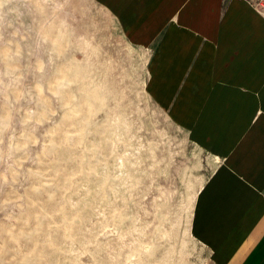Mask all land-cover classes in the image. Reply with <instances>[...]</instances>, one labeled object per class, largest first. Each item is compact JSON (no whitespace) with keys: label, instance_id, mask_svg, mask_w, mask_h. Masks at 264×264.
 <instances>
[{"label":"rangeland","instance_id":"1","mask_svg":"<svg viewBox=\"0 0 264 264\" xmlns=\"http://www.w3.org/2000/svg\"><path fill=\"white\" fill-rule=\"evenodd\" d=\"M150 52L97 0H0V264H217L194 223L218 159Z\"/></svg>","mask_w":264,"mask_h":264},{"label":"crops","instance_id":"2","mask_svg":"<svg viewBox=\"0 0 264 264\" xmlns=\"http://www.w3.org/2000/svg\"><path fill=\"white\" fill-rule=\"evenodd\" d=\"M150 48L148 88L217 157L195 206L217 264H264V13L251 0H97Z\"/></svg>","mask_w":264,"mask_h":264}]
</instances>
